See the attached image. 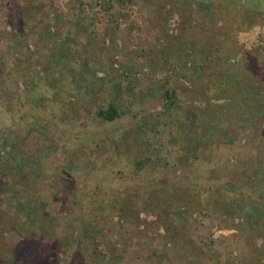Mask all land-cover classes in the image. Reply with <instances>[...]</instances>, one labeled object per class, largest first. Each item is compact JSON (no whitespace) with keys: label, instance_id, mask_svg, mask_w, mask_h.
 <instances>
[{"label":"rangeland","instance_id":"obj_1","mask_svg":"<svg viewBox=\"0 0 264 264\" xmlns=\"http://www.w3.org/2000/svg\"><path fill=\"white\" fill-rule=\"evenodd\" d=\"M260 168L264 9L0 0V264H263Z\"/></svg>","mask_w":264,"mask_h":264},{"label":"trees","instance_id":"obj_2","mask_svg":"<svg viewBox=\"0 0 264 264\" xmlns=\"http://www.w3.org/2000/svg\"><path fill=\"white\" fill-rule=\"evenodd\" d=\"M164 95L168 99V102L171 101L170 97L168 96V91L167 90H165ZM96 113L99 116L103 117L104 119H112L113 117H115L118 114V111H117V108H116V105H115L114 102H108V104L106 105V107H104V108H102V107L101 108H98L97 111H96ZM260 174H261L262 182L264 183V178L262 177L264 175V168L263 169L260 168ZM251 175L249 177V181H251V179L253 178V175L252 176ZM207 187H208L209 191H211V192H214L215 191L214 186H211V184L208 185ZM187 195H188L187 193H184L183 194V198L182 199H176L175 202H174V204L176 206H178V207H180V206L184 207L185 206V201H187V199H186V196ZM138 215H139V213L135 214L136 220L134 221V223H137L136 226L138 225V223L140 221V219H137L138 218ZM177 215L178 216L180 215L179 217L176 216L177 217V221L176 222H173V223H169L168 222L166 224V226H168V227H170L172 229H178V228L184 226V224H185V222H184L185 220L184 219H186L185 218V215H183V214L182 215L181 214H177ZM164 217H166V215ZM125 221H126L125 218L122 217V216L119 217V220L118 221H116V220L115 221L114 220H109L110 224H112V226L114 228L116 227V224H118L119 222H122L123 223ZM82 227L83 228H81L82 229L81 238H84L86 236V233L85 232L87 231V228H84L85 226H82ZM90 233H91V231H90ZM66 240H67V236L66 235H63V237L59 240V245L66 244L67 243ZM97 241L98 240H94V245H93L94 248L97 247L96 246L97 245ZM55 252H58V251H55ZM54 257H56V256H54ZM260 257H262L261 254H260ZM263 264H264V262H263Z\"/></svg>","mask_w":264,"mask_h":264},{"label":"crops","instance_id":"obj_3","mask_svg":"<svg viewBox=\"0 0 264 264\" xmlns=\"http://www.w3.org/2000/svg\"><path fill=\"white\" fill-rule=\"evenodd\" d=\"M244 6H247V8L255 9L260 8L264 9V0H240ZM229 3H239V0H228ZM260 3V5L258 4ZM260 6V7H259Z\"/></svg>","mask_w":264,"mask_h":264}]
</instances>
